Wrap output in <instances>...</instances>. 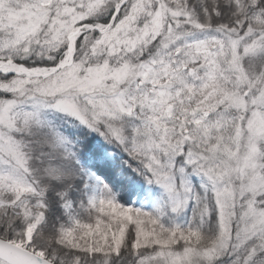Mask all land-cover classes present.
<instances>
[{
	"label": "snow or ice",
	"instance_id": "obj_1",
	"mask_svg": "<svg viewBox=\"0 0 264 264\" xmlns=\"http://www.w3.org/2000/svg\"><path fill=\"white\" fill-rule=\"evenodd\" d=\"M0 264H264V0H0Z\"/></svg>",
	"mask_w": 264,
	"mask_h": 264
},
{
	"label": "trees",
	"instance_id": "obj_2",
	"mask_svg": "<svg viewBox=\"0 0 264 264\" xmlns=\"http://www.w3.org/2000/svg\"><path fill=\"white\" fill-rule=\"evenodd\" d=\"M132 200L136 202V205H137V206H140V201H141V200H140L139 198L133 196V197H132ZM146 210H149V211H150V207H147Z\"/></svg>",
	"mask_w": 264,
	"mask_h": 264
},
{
	"label": "rangeland",
	"instance_id": "obj_3",
	"mask_svg": "<svg viewBox=\"0 0 264 264\" xmlns=\"http://www.w3.org/2000/svg\"><path fill=\"white\" fill-rule=\"evenodd\" d=\"M141 200V199H140ZM141 203H143L144 204V207H145V209L147 208V207H150V210H152V205H150L149 203H147V202H144V201H140V204Z\"/></svg>",
	"mask_w": 264,
	"mask_h": 264
}]
</instances>
